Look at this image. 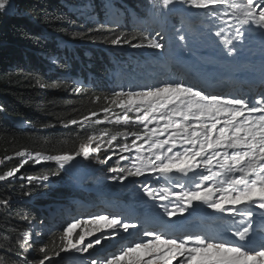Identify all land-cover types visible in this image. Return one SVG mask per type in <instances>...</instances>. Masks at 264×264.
I'll use <instances>...</instances> for the list:
<instances>
[{
	"label": "trees",
	"instance_id": "16d2710c",
	"mask_svg": "<svg viewBox=\"0 0 264 264\" xmlns=\"http://www.w3.org/2000/svg\"><path fill=\"white\" fill-rule=\"evenodd\" d=\"M144 1L110 0L105 12V0H11L7 11H0V161L21 150L72 154L101 134L116 136L121 147L142 136L139 124L115 122L124 110L112 102V94L144 90L148 69L164 65L168 52L186 47L179 36L187 33L177 15L169 16V28L161 35L165 47H148L143 37H155L159 29ZM120 34L145 46L109 43ZM93 112L97 115L86 122L69 124ZM20 163L16 158L0 163V174ZM65 178L55 161L29 162L0 181V201H8L0 203V264L25 259L38 264L45 254L50 257L45 264L64 262L61 222L72 217H65L66 208L95 201L78 184L66 187ZM136 192L131 188L127 195ZM25 232L31 244L26 254L20 248Z\"/></svg>",
	"mask_w": 264,
	"mask_h": 264
},
{
	"label": "snow or ice",
	"instance_id": "6c2138e0",
	"mask_svg": "<svg viewBox=\"0 0 264 264\" xmlns=\"http://www.w3.org/2000/svg\"><path fill=\"white\" fill-rule=\"evenodd\" d=\"M109 2L105 0V12ZM175 3L204 10L209 17L221 20L229 29L232 25L223 20L219 9L230 8L232 15L243 17L241 25L255 24L264 30V0H162L165 9ZM10 4L11 0H0V11H7ZM223 34L224 28H220L214 35L222 38ZM243 37L242 28H236L231 39L222 40L229 55L236 52L233 41ZM143 39L147 40L148 47H165L158 32L155 37L144 36ZM185 39L186 36H179L180 41ZM109 43L145 46L132 43L124 34L116 35ZM75 91L80 93L81 89L76 88ZM112 96V102L124 110L123 115L116 116L115 122L140 124L146 131L144 137H137L143 143L138 144L134 139L131 146L123 145L124 151L134 149L137 153L132 162L134 171L109 168V172L121 173L110 179L125 181L127 176L139 177L146 172L159 175L181 173L185 176L191 173L195 176L197 170L205 169L209 174L200 175L199 183H195L193 188L177 185L181 190L164 188L158 192L145 184L143 191L149 197L172 205L170 209L165 204L161 205L168 217L188 212L197 202L216 212L238 215L241 220L234 235L243 243L195 233L169 237L167 232L155 229L144 230L134 236L132 230L138 225L129 222L127 209H103L85 213L82 217H72L70 222H66L62 236L65 245L61 251L86 253L95 250L97 258L92 259L90 264H264V239L259 242L253 239L257 232L256 210L264 213V92L258 94V99L226 98L206 94L194 85L188 86L187 82L172 81L144 91L114 92ZM103 111L108 113L110 108L105 107ZM129 112L135 113L134 118ZM96 115L93 112L83 121L71 119L69 124L80 125ZM150 124L155 126L149 128ZM161 136L166 138L161 139ZM116 139L112 136L107 144L111 145ZM92 141H96L95 146ZM99 141V137H91L89 143L81 144L72 154L65 152L42 156L40 152L21 150L14 156H5L0 163L13 158L21 163L0 174V181L14 177L29 162L55 161L64 167L71 166L76 157L91 158L101 152ZM97 159L100 164L107 162ZM120 159L127 160L128 157L122 155ZM213 168L219 171H213ZM125 171L127 176L123 175ZM42 179L47 180L48 177L43 176ZM0 203L7 204L8 201ZM261 219L264 220V215ZM122 233L127 235L122 236ZM74 234L77 236L75 239ZM261 235L264 236V233ZM125 239L128 241L126 246L117 243L112 251H105L104 246L109 241ZM20 248H31L27 232L23 233ZM39 251L43 253L45 249ZM48 260L50 257L45 254L38 264H45ZM21 264H29V261L25 259Z\"/></svg>",
	"mask_w": 264,
	"mask_h": 264
},
{
	"label": "rangeland",
	"instance_id": "374dc122",
	"mask_svg": "<svg viewBox=\"0 0 264 264\" xmlns=\"http://www.w3.org/2000/svg\"><path fill=\"white\" fill-rule=\"evenodd\" d=\"M237 2H240V0H237ZM144 7L147 8V14L149 15V17L151 19H153L154 21H156V25H157V29H159L158 33H160V35H163L166 31V28H168V18L169 16L172 15H178V16H182V20L184 21L183 23H187L188 22V29L191 28H202L200 27V25H198L200 23V21L193 19L190 20L192 18V14L193 13H200V17H202V15H207L205 13L204 10H198L195 8H192L188 5H182L180 3H175L173 5H171L169 8L165 9L162 6V0H145L144 1ZM225 7H221L219 9V11L224 10ZM229 24L232 25V28L228 29L227 33L224 35L223 39H231L234 35H235V29L236 28H242L243 32H244V37L242 40H234L233 44L236 47V52L232 55H229L225 45L223 44L221 39L218 43V46L214 49L212 48H208V49H194L193 52L201 50L203 51L201 53V55H206L210 58H214L216 60H225L230 62L231 64L234 62V58L237 54L238 49H240L243 46L249 47L250 43L252 41H254L255 39L261 38L264 39V30H261L258 26H256L255 24H250V25H241L240 24V19H242L243 17H238L236 15H232V9L229 8ZM188 18H190L188 20ZM162 37V36H161ZM205 51V52H204ZM191 62H193V58H191L189 55H187ZM116 120V119H115ZM194 123H196L194 121ZM140 125V124H139ZM142 126V125H140ZM155 125H149V128L153 127ZM219 127V126H218ZM143 132H142V136L140 137H144L145 135V129L143 128ZM100 138V145H101V152L98 154H94L93 157L91 158H85L83 156H79L76 157L75 162L71 164V166H64L61 167L58 163H56L58 166L61 167L62 172L65 174L66 178L63 181L64 183H66V187H70L71 189L76 187V182L78 181L80 182V180L82 179L83 181H89L91 182L93 185L95 186H99L102 187L103 190H105L108 194V197H110L113 201L115 202H120V201H124L121 199H125L122 196L124 194H126L127 191H129L132 187L136 188L138 182H133L132 179L127 178L125 181H114L111 180L110 177L113 175H121V173L118 171L116 173H112L109 172L108 169L109 168H124L126 170L132 169V162L135 159L137 153L135 152L134 149L131 150L130 155L129 153L126 151V153L124 154L123 151L120 148H123V146L121 147L120 144H116L115 141H113V143L111 145L107 144V141L111 139V135L110 134H101L99 136H97ZM161 139L166 138L165 136H161ZM137 139V138H133L132 140ZM131 140V141H132ZM93 146H95L96 141H92L91 142ZM137 143H143L142 139L137 140ZM125 145H129L128 143H125ZM145 147H147V145H145ZM124 149V148H123ZM125 156L128 157L127 160H122L120 159L121 156ZM105 159L107 162L105 164H100L98 162V159ZM110 158V159H109ZM54 161H46V162H41V163H53ZM204 169H199L197 171H199L198 173H196V175H192L191 173L188 174L192 179L191 181L197 182L199 183V179L198 177L200 175H204L203 172ZM147 174V176L149 178L152 179H158L159 180H163L165 181L167 176H169L170 174L167 175H159V174H151V173H145ZM174 174V173H173ZM176 174V173H175ZM123 175L127 176V171H125L123 173ZM44 182H48L47 180H43ZM62 182V183H63ZM70 185V186H69ZM77 188V187H76ZM173 191H179V189L177 190H173ZM127 196V195H126ZM127 199H130L129 196H127ZM138 199H143V200H156V198L153 197H149L147 196L144 191H142L141 196ZM129 203V202H128ZM159 203H167V201H160ZM95 203L92 204H84V205H79L77 206H69L66 208V213H65V217L68 216H72V217H82L85 213H90L89 211H91V209H94L96 207H99L96 205ZM80 206H83L82 208H79ZM112 204H109V207H112ZM79 209H82L81 211H79ZM84 211V212H82ZM72 214V215H70ZM50 215V214H49ZM71 217V218H72ZM71 218H65L64 222H61V228L63 230V227L66 226V222H70ZM67 219V220H66ZM136 224V223H135ZM79 231V230H77ZM133 231V235H137L139 234L138 232V226L135 230ZM127 234H123L122 236H126ZM74 239L77 238L76 234H74ZM63 242L65 243V241L63 240ZM127 239L125 240H121L119 242L117 241H109L107 244H105L104 249L107 252L112 251L113 249V245L114 244H121L123 246L127 245ZM29 249H24L23 253L26 254L29 252ZM62 259L64 260V262L62 264H90V261L92 259L97 258V251L95 250H89V252H76L74 250H68L66 252H64Z\"/></svg>",
	"mask_w": 264,
	"mask_h": 264
},
{
	"label": "bare ground",
	"instance_id": "6f19581e",
	"mask_svg": "<svg viewBox=\"0 0 264 264\" xmlns=\"http://www.w3.org/2000/svg\"><path fill=\"white\" fill-rule=\"evenodd\" d=\"M214 93H216L217 91H213Z\"/></svg>",
	"mask_w": 264,
	"mask_h": 264
}]
</instances>
